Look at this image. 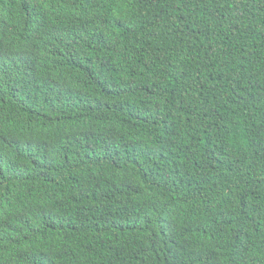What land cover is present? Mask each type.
Wrapping results in <instances>:
<instances>
[{
    "label": "trees",
    "instance_id": "16d2710c",
    "mask_svg": "<svg viewBox=\"0 0 264 264\" xmlns=\"http://www.w3.org/2000/svg\"><path fill=\"white\" fill-rule=\"evenodd\" d=\"M0 264H264V0H0Z\"/></svg>",
    "mask_w": 264,
    "mask_h": 264
}]
</instances>
